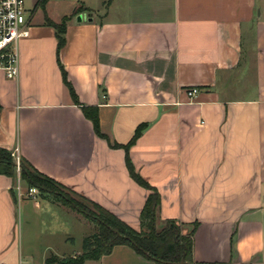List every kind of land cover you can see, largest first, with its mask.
<instances>
[{
    "label": "crops",
    "instance_id": "crops-1",
    "mask_svg": "<svg viewBox=\"0 0 264 264\" xmlns=\"http://www.w3.org/2000/svg\"><path fill=\"white\" fill-rule=\"evenodd\" d=\"M38 1L24 0L18 77L0 70V147L139 230L148 191L128 158L159 192L157 230L166 219L183 233L196 225L194 263L264 264V0H59L60 10ZM64 17L57 50L47 20ZM140 125L127 151L114 146ZM27 191L19 174H0V264L64 257L76 232L79 254L89 221ZM84 264L158 263L116 245Z\"/></svg>",
    "mask_w": 264,
    "mask_h": 264
},
{
    "label": "trees",
    "instance_id": "trees-1",
    "mask_svg": "<svg viewBox=\"0 0 264 264\" xmlns=\"http://www.w3.org/2000/svg\"><path fill=\"white\" fill-rule=\"evenodd\" d=\"M46 0H39L38 5L43 6ZM68 18L64 17L59 23L47 20L56 32L57 50L65 44V31ZM63 82L69 90V94L76 105L81 107L84 116L93 125L98 137L106 138L100 132L97 108L82 105L67 79V74L59 64ZM144 125L136 128L132 139L126 145L115 144V147H123L125 151L134 143L141 134ZM127 169L131 178L148 191L144 205L140 212V229L135 230L127 223L119 219L113 213L102 206L88 200L84 196L67 188L52 178L40 173L27 160L20 158L19 177L27 188L36 187L39 194L52 202L69 207L71 210L85 217L92 226L91 232L83 238L82 251L76 255L59 257L51 254L44 264H84L98 260L101 256L111 252L116 245H128L138 254L155 263L178 264L184 261L187 264H221V263H194L192 260L194 225L188 233H183V224L174 219H166L161 230L156 229V221L160 207V195L158 190L151 186L145 179L134 171L133 166L126 158ZM17 167L14 163L12 152L0 147V174L10 177L15 176ZM66 191V192H64ZM72 192L79 198L88 202L91 210L82 202L67 195Z\"/></svg>",
    "mask_w": 264,
    "mask_h": 264
},
{
    "label": "built area",
    "instance_id": "built-area-1",
    "mask_svg": "<svg viewBox=\"0 0 264 264\" xmlns=\"http://www.w3.org/2000/svg\"><path fill=\"white\" fill-rule=\"evenodd\" d=\"M28 22L24 0H0V70L9 79L18 77V42L29 35ZM197 94L198 88L196 87L186 90L188 98H193ZM12 157L17 170H19L20 157L17 150L12 152ZM37 194L36 187L28 188V196L35 197Z\"/></svg>",
    "mask_w": 264,
    "mask_h": 264
},
{
    "label": "rangeland",
    "instance_id": "rangeland-1",
    "mask_svg": "<svg viewBox=\"0 0 264 264\" xmlns=\"http://www.w3.org/2000/svg\"><path fill=\"white\" fill-rule=\"evenodd\" d=\"M58 4H60L59 3V0H54V2L51 4V7L53 8V10H60L61 8H65L66 7V5L65 4H61V5H58ZM26 5H30V0H26ZM101 6H99V8H100ZM101 9V8H100ZM104 9V8H103ZM85 10H84V8L82 7V6H77V8H76V12H79V13H83ZM86 12V11H85ZM85 15H89V16H91L92 15V13L91 12H86V14ZM17 172H16V174H19L18 173V170H16ZM64 192H66V191H64ZM38 194H39V190H38ZM67 195L69 196V197H71V198H73V199H75V200H78V201H80V202H82L83 204H85L86 206H88L91 210H93V207L88 203V202H86L85 200H83V199H81V198H79L77 195H75L74 193H72V192H69L68 191V193H67ZM65 207H67V206H65ZM67 208H69V207H67ZM187 230V229H186ZM186 233H188V231H186ZM73 236V240L71 239V241H72V243H67L66 244V246H64V252H61V253H63V255H65V256H69V255H72V253H73V251L75 250V249H77L78 247H80V244H81V232L79 233H75V235L73 234L72 235ZM50 255V254H49Z\"/></svg>",
    "mask_w": 264,
    "mask_h": 264
},
{
    "label": "water",
    "instance_id": "water-1",
    "mask_svg": "<svg viewBox=\"0 0 264 264\" xmlns=\"http://www.w3.org/2000/svg\"><path fill=\"white\" fill-rule=\"evenodd\" d=\"M79 19H80V17H79ZM178 264H187V263H185L184 261H181Z\"/></svg>",
    "mask_w": 264,
    "mask_h": 264
}]
</instances>
